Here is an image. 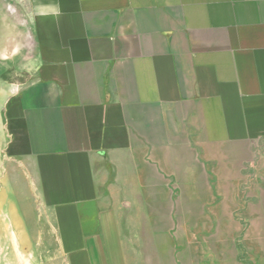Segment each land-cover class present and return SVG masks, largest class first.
Masks as SVG:
<instances>
[{
  "label": "crops",
  "instance_id": "0c3cea01",
  "mask_svg": "<svg viewBox=\"0 0 264 264\" xmlns=\"http://www.w3.org/2000/svg\"><path fill=\"white\" fill-rule=\"evenodd\" d=\"M0 27L27 75L0 234L60 264H206L190 234L228 233L264 264V0H12Z\"/></svg>",
  "mask_w": 264,
  "mask_h": 264
},
{
  "label": "rangeland",
  "instance_id": "374dc122",
  "mask_svg": "<svg viewBox=\"0 0 264 264\" xmlns=\"http://www.w3.org/2000/svg\"><path fill=\"white\" fill-rule=\"evenodd\" d=\"M12 0H0V9L6 8V3H10ZM15 5V4H14ZM0 27V34L2 31ZM0 111L4 103L5 88L12 86L13 84L21 83L26 79V60L13 59L11 56L6 58V52L4 50V44L0 43ZM3 48V50H2ZM3 140V139H2ZM0 134V150L3 148ZM171 223V220L169 221ZM171 225V224H170ZM182 238V236H174ZM191 243H199V260L206 264H212L219 260V256L222 259V264H236L233 242L236 236L228 233L219 235H195L190 234ZM238 240H244L245 235L237 236ZM220 239V244L217 245V241ZM25 239L17 234H0V264H60V259H55L54 253L50 251H38L27 249L29 243H23ZM241 242V241H240ZM244 243V242H242ZM238 246L240 249L242 245ZM237 244V243H236ZM25 247V248H24ZM220 247V249H219ZM239 256L245 259V252L239 251ZM198 261V260H197ZM196 261V262H197ZM241 262L243 260L241 259ZM192 264V263H191ZM244 264V262H243Z\"/></svg>",
  "mask_w": 264,
  "mask_h": 264
}]
</instances>
